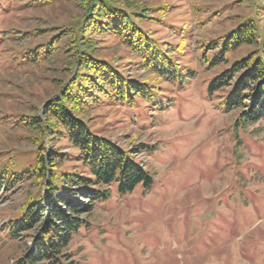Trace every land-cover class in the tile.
<instances>
[{
  "label": "rangeland",
  "instance_id": "374dc122",
  "mask_svg": "<svg viewBox=\"0 0 264 264\" xmlns=\"http://www.w3.org/2000/svg\"><path fill=\"white\" fill-rule=\"evenodd\" d=\"M118 1L157 8L141 27L168 43V55L187 74L182 84L156 79L112 35L89 36L96 57L152 82L165 102L159 109L137 96L132 105L102 99L87 112L90 130L133 149L152 182L126 193L111 183L108 197L84 215L87 223L69 240L61 263L264 264V119L235 125L237 110L220 105L224 91L207 94L213 76L258 47L240 46L225 54L228 63L211 66L217 50L209 43L248 18L264 38V0ZM82 15L77 0H0V172L35 165L37 132L24 123L66 81L75 52L67 35L50 55L33 60L28 54L59 31L75 29ZM60 147L69 158L60 169L83 172L77 151L64 139ZM6 185L0 183V264H15L32 250L26 235L33 231L12 237L8 223L42 189L32 177Z\"/></svg>",
  "mask_w": 264,
  "mask_h": 264
},
{
  "label": "trees",
  "instance_id": "16d2710c",
  "mask_svg": "<svg viewBox=\"0 0 264 264\" xmlns=\"http://www.w3.org/2000/svg\"><path fill=\"white\" fill-rule=\"evenodd\" d=\"M37 5L57 0H34ZM83 15L74 29L59 31L28 56L36 60L39 55L56 51L60 38L69 36L75 52L70 63V75L58 92L41 104L40 113L26 119L25 125L37 133L35 165L31 168H13L0 172V183L9 185L16 178H34L42 189L37 197L29 196L22 211L8 223L12 237L19 232H32V250L24 253L15 264H62L69 240L82 224L96 202L105 200L109 186L118 182V192L126 193L138 183L149 186L151 174L136 161L133 149H125L117 142L100 136L89 128L87 112L102 99L132 105L137 96L164 105L158 99V87L146 80H135L119 71V67L106 58H98L89 36L112 35L136 57L133 63L142 72L156 79L179 81L187 74L181 65L168 55V43H160L141 27L148 20V10L138 9L118 0H77ZM154 20V19H153ZM258 45L245 57L231 62L207 84L209 96L224 91L220 105L225 112L237 110L235 125L246 126L264 119V38L257 21L248 18L229 31L223 40L209 43L216 49L210 58L211 66L228 63L225 54L240 46ZM77 151L75 157L80 169L68 172L60 167L69 158L60 152V140ZM27 173V176H25ZM29 175V177H28ZM59 192V193H57ZM83 214L84 217H81Z\"/></svg>",
  "mask_w": 264,
  "mask_h": 264
}]
</instances>
